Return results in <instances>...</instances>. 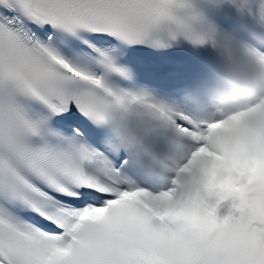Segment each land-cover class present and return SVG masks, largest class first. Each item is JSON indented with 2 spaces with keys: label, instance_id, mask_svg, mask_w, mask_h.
<instances>
[{
  "label": "snow or ice",
  "instance_id": "obj_1",
  "mask_svg": "<svg viewBox=\"0 0 264 264\" xmlns=\"http://www.w3.org/2000/svg\"><path fill=\"white\" fill-rule=\"evenodd\" d=\"M0 264H264V0H0Z\"/></svg>",
  "mask_w": 264,
  "mask_h": 264
}]
</instances>
